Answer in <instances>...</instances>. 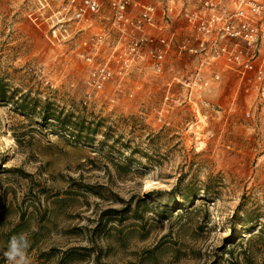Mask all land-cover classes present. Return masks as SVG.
Returning a JSON list of instances; mask_svg holds the SVG:
<instances>
[{
  "label": "rangeland",
  "instance_id": "374dc122",
  "mask_svg": "<svg viewBox=\"0 0 264 264\" xmlns=\"http://www.w3.org/2000/svg\"><path fill=\"white\" fill-rule=\"evenodd\" d=\"M47 2L0 0V91L34 109L0 100V264L19 234L31 264H264L256 81L222 69L189 100L199 57L174 53L162 74L114 62L96 94L114 35L89 62L66 0Z\"/></svg>",
  "mask_w": 264,
  "mask_h": 264
},
{
  "label": "built area",
  "instance_id": "2783aa9c",
  "mask_svg": "<svg viewBox=\"0 0 264 264\" xmlns=\"http://www.w3.org/2000/svg\"><path fill=\"white\" fill-rule=\"evenodd\" d=\"M180 10L176 14L175 0H66L59 22L67 35L73 27L81 36L89 49L82 56L89 62L114 35L108 55L90 75L96 94L112 77L114 62L121 64L120 73L142 65L162 74L176 53L199 57L193 75L183 82L189 100L220 81L222 69L255 80L264 97V0H194ZM67 22L73 26L66 27ZM171 84L165 102H179Z\"/></svg>",
  "mask_w": 264,
  "mask_h": 264
},
{
  "label": "clouds",
  "instance_id": "9594fccd",
  "mask_svg": "<svg viewBox=\"0 0 264 264\" xmlns=\"http://www.w3.org/2000/svg\"><path fill=\"white\" fill-rule=\"evenodd\" d=\"M29 246V240L24 234L13 235L8 242L7 249L3 252L8 264H31L27 255Z\"/></svg>",
  "mask_w": 264,
  "mask_h": 264
},
{
  "label": "trees",
  "instance_id": "16d2710c",
  "mask_svg": "<svg viewBox=\"0 0 264 264\" xmlns=\"http://www.w3.org/2000/svg\"><path fill=\"white\" fill-rule=\"evenodd\" d=\"M0 100L6 101L8 103L14 104L15 106H17L18 108H23L24 110L31 112L34 111V109L32 107H29L27 105H25V103H23L22 98H17L16 97H10L6 95V92L4 90L0 91ZM44 117L49 118L51 120H55V121H61L63 123H66V118L65 117H61L59 114L57 113H46V115H44ZM100 261V256L97 257V262L96 264H99Z\"/></svg>",
  "mask_w": 264,
  "mask_h": 264
},
{
  "label": "bare ground",
  "instance_id": "6f19581e",
  "mask_svg": "<svg viewBox=\"0 0 264 264\" xmlns=\"http://www.w3.org/2000/svg\"><path fill=\"white\" fill-rule=\"evenodd\" d=\"M196 111H197V114H198V116H199L201 119H203V120H204V117L202 116V114H201V111H200L199 107H197V108H196ZM148 183H150V182H148Z\"/></svg>",
  "mask_w": 264,
  "mask_h": 264
}]
</instances>
